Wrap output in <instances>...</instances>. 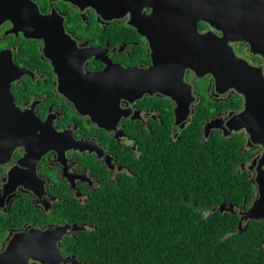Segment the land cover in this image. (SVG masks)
<instances>
[{
  "label": "flooded vegetation",
  "instance_id": "obj_1",
  "mask_svg": "<svg viewBox=\"0 0 264 264\" xmlns=\"http://www.w3.org/2000/svg\"><path fill=\"white\" fill-rule=\"evenodd\" d=\"M78 1L83 4L85 0H0V53L11 57L15 71L23 70L9 90L21 117L36 123L26 127L28 135L23 142L0 162V254L16 236L70 226L57 247L63 258L77 259L63 249L65 238L73 236L76 231L72 228L78 225L66 220L68 207L87 203L99 191L140 170L151 148L142 142L166 132L170 141L176 140L195 122L201 105L210 109H205L208 117L202 123L201 140L215 135L228 139L242 136L244 157L239 173L246 174L256 190L257 174L264 171V167L258 169L262 145L250 144L245 129L236 131L228 126L244 110V98L234 90L218 93L211 75L200 77L191 69L179 74L185 91L180 98L188 114L178 124V102L160 92L145 93L133 101L122 97L115 106L109 103L107 98L114 101L115 90L111 95L102 80L92 81L89 76H114L112 70L120 67L150 70L156 50L153 42L130 24V12L109 18L110 14L82 7ZM142 12L149 15L152 9L145 6ZM40 15L52 17L63 27L62 33L52 36L48 48L43 38L25 34V29L35 27ZM198 30L223 36L204 22L198 24ZM229 46L237 57L261 69L264 77V58L252 53L248 43L229 42ZM165 56L167 60V53ZM161 58L165 60L163 52ZM99 113L101 118H96ZM208 124L214 126L207 133ZM257 195L256 190L255 199ZM254 200L246 208L239 206L243 223L252 221H246L244 213ZM60 209L66 218L58 216ZM82 226L88 229L86 224ZM29 263L42 264L32 259Z\"/></svg>",
  "mask_w": 264,
  "mask_h": 264
},
{
  "label": "trees",
  "instance_id": "obj_2",
  "mask_svg": "<svg viewBox=\"0 0 264 264\" xmlns=\"http://www.w3.org/2000/svg\"><path fill=\"white\" fill-rule=\"evenodd\" d=\"M205 109L176 140L166 132L142 142L151 148L140 170L68 207L66 220L88 229L65 238L66 253L87 264H264V222L240 227L230 212L255 199L239 173L245 139L201 140Z\"/></svg>",
  "mask_w": 264,
  "mask_h": 264
},
{
  "label": "water",
  "instance_id": "obj_3",
  "mask_svg": "<svg viewBox=\"0 0 264 264\" xmlns=\"http://www.w3.org/2000/svg\"><path fill=\"white\" fill-rule=\"evenodd\" d=\"M76 3L82 7L91 6L105 16L110 14L107 15L109 18L123 17L130 12V24L149 38L156 50L154 67L150 70L140 72L134 68L120 67L112 70L114 76L111 73L89 76L92 81L102 80L111 95H114L115 90L114 101L113 98H107L109 103L115 106L122 97L133 101L145 93L160 92L178 102V124L188 114V107H183L184 101L180 98V94L185 91H182L183 83L179 74L191 69L200 77L211 75L218 93L234 90L244 98V110L229 121L228 126L236 131L245 129L250 144L262 145L263 155L258 161V169L264 167V77L261 69L237 57L229 46V42L248 43L252 53L264 58V0H85L83 4L81 1ZM145 6L152 9L151 14L142 12ZM38 17L34 22L35 27L25 29V34L30 38H43L48 48L52 36L62 33L63 27L50 16ZM200 22L215 27L223 36L218 37L211 32L200 33ZM165 53L168 55L167 60ZM13 67L11 57L1 52L0 162L6 160L13 148L23 142V137L28 135L26 127L36 125L31 118L21 117L22 114L14 105L10 84L23 70L16 69V72ZM111 77L112 80L109 79ZM101 116L99 113L95 117ZM213 126L208 124L206 132ZM255 183L258 195L244 213L246 221L264 220V171L258 172ZM223 209H228V206H221V211ZM230 212L241 215L242 209L234 205L230 207ZM242 223L243 219L240 227ZM70 228L59 227L43 234L32 231L16 236L9 242L5 252L0 254V264H30V259L42 264H66L69 261L80 264L74 257L63 258L57 247ZM83 228L74 225L72 229L78 231Z\"/></svg>",
  "mask_w": 264,
  "mask_h": 264
}]
</instances>
